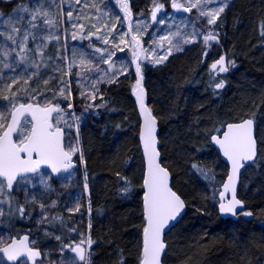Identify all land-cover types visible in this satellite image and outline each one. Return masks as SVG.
Here are the masks:
<instances>
[{"label":"trees","instance_id":"16d2710c","mask_svg":"<svg viewBox=\"0 0 264 264\" xmlns=\"http://www.w3.org/2000/svg\"><path fill=\"white\" fill-rule=\"evenodd\" d=\"M24 1L1 3L0 15L11 13ZM50 2L56 19L47 46L50 60L35 68L31 50H27L23 58L22 54L21 59L17 57L15 69L0 72V133L17 104L37 99L40 105L63 107L53 100V93L61 80L66 82L70 67L87 185V264H140L145 227L144 163L139 116L131 94L132 74L115 83L98 81L92 85L91 91L96 89L95 95H100L94 101L96 109L82 112L77 98L81 82L75 77L77 69L87 67L95 56L84 43L63 44L60 0ZM103 2L63 0V7L69 3L83 5L72 21L74 25L82 23L89 33L95 21L101 28L116 23L111 18L103 24L99 14ZM213 30L216 44L212 41L211 48L195 43L143 71L146 102L158 120L162 164L171 174V188L186 205L184 215L164 238L162 264H262L264 260V0H233ZM221 55L227 69L223 72L218 66L213 68ZM217 84L223 86L218 88ZM22 96L26 98L22 100ZM246 118L255 124L258 155L242 173L238 197L251 215L222 219L216 204L227 166L211 146L210 137L219 134L227 123ZM14 205L6 208L8 215H2L11 236L22 234L28 226L22 222L28 215L20 214V204ZM57 222L51 219L48 225ZM56 227L66 235L63 224Z\"/></svg>","mask_w":264,"mask_h":264},{"label":"rangeland","instance_id":"374dc122","mask_svg":"<svg viewBox=\"0 0 264 264\" xmlns=\"http://www.w3.org/2000/svg\"><path fill=\"white\" fill-rule=\"evenodd\" d=\"M10 1L14 0H0V4ZM232 1L104 0L105 8L99 9L103 24L111 18L115 19L116 23L111 27H103V29L95 21L90 26L89 33H85L86 27H83L82 23L74 25L72 21L78 9L81 10L83 5L69 3V7L67 5L66 8V6L63 7V0H60L59 19L63 29V44L84 43L89 46L88 50L92 51L89 54L95 56L87 67L77 69L76 74L78 75L75 81L81 82L77 87L80 110L93 113L96 109L95 102L100 95H95L94 92L97 90L92 92L91 88L98 81L100 84L115 83L120 78L132 74V94L139 79L143 85L145 68L161 65L174 53L198 42L207 45V49L211 48L212 41L216 44V33L213 27ZM124 3L127 4V15L123 7ZM173 4L179 7H173ZM192 4H198L199 7L192 8ZM157 5L161 7L157 8ZM52 8L53 3L50 0H26L17 4L11 13L0 15V72L2 74L15 69L18 65L17 57L21 59L22 56L23 58L27 50H31L35 68L43 67L50 60L51 52L47 46L56 26ZM219 8L224 10L220 12L213 24H209L208 20L211 16L208 13L214 14ZM201 12L204 15H201ZM69 13L72 15L69 16ZM109 15H111L110 18H108ZM97 27H100V30L96 29ZM14 28L17 31H14ZM10 36L15 39V42L9 39ZM66 52L64 58L69 67V55ZM16 53L17 55L14 56ZM221 57L225 60L224 55ZM224 63L223 61V65ZM137 65L140 66L139 75L136 72ZM214 65L221 67L217 63ZM67 71L66 82L61 80V84H57V89L53 93V100L60 101L64 105L60 106V112L53 117V123L54 126L64 127L62 128L66 131L65 148L71 154L78 156L80 168L55 180L48 172L42 171L32 177L19 180L14 192L10 194H7L3 182V191L0 192V247L11 240L10 228L3 223L2 215H8L9 211L6 212V208L11 203L16 206L17 202L20 204V214L28 215V219H22V222L28 225L27 227L33 228L32 246L42 249L43 260L39 264H87L88 261L90 221L87 185L78 138V115L72 88L74 79L71 76L70 67ZM82 77H84V82H82ZM25 98L22 96V100ZM33 101L38 102L37 99ZM29 131L30 122L25 119L16 136V142L18 144L24 142ZM57 189L64 193L57 194ZM55 216H60L58 219L66 220V222L58 221L56 224L53 223L51 228L48 221ZM243 216L248 215L243 214ZM61 224L68 226L70 230H73L72 233L81 239L85 256L83 261L73 255L63 253V248L67 244L65 237L68 236V232L63 236L56 227ZM59 241L60 245L57 244ZM0 264H7L1 255ZM17 264H28V262L22 260Z\"/></svg>","mask_w":264,"mask_h":264},{"label":"snow or ice","instance_id":"6c2138e0","mask_svg":"<svg viewBox=\"0 0 264 264\" xmlns=\"http://www.w3.org/2000/svg\"><path fill=\"white\" fill-rule=\"evenodd\" d=\"M124 9L127 13V4H123ZM157 8L161 5H157ZM173 7H179V5L173 4ZM192 8L199 7L198 4H192ZM190 10V9H185ZM224 9L219 8L215 13H208L211 18L208 20L209 24H213L216 18L219 16L220 12ZM27 11V9H25ZM69 16L72 13L68 14ZM201 15H204L201 12ZM17 31V29H13ZM26 38V37H25ZM9 39H15L9 37ZM135 39V37L133 38ZM208 38L206 37V40ZM215 39V37H212ZM107 42V41H105ZM224 57L220 58L217 64H220V71H226L227 69L223 67ZM216 65H213L215 68ZM136 72L139 75L140 66L137 65ZM139 83V81L137 82ZM222 84H217V87H222ZM139 99V97H138ZM21 108L24 105H20ZM29 108L32 106L29 105ZM56 109H46L41 110L39 108L35 109L33 112V119L36 123L33 125L32 134L28 138V143L24 144L22 147L14 145L10 139V131L14 130L12 125L16 124V114H12V125H8L9 131H5L3 136H0V192L3 191V180H7L8 189L13 188V182H18V177L23 173L35 172L36 165L32 161V155L35 153L36 156L40 158V162L52 163L53 172L58 171L57 164L63 163L67 167L66 161L69 160L70 154L64 152L60 146V131L56 129L52 131V125L48 122V113ZM37 112L42 114L38 117ZM0 127H3L0 124ZM252 121L247 120L242 124H230L228 125V131L224 133V139H217L215 136L213 140L220 145L224 155L232 162L233 171H235L240 166V161L252 160L255 156V140L251 134ZM154 131V121L151 119H146V123L141 131V139L144 141L145 154L149 158V172L145 177V187L147 191L145 192V213L148 221V227L145 228V246H144V260L142 264H158L157 258L160 254V250L164 247L160 240V230L168 222L169 219L173 218L175 213L179 208L183 207V203L179 200L167 186V172L160 168L155 162L153 157L155 156V139L152 135ZM20 153H26L27 159H22ZM229 181H232V177H229ZM225 190H228L230 184L224 185ZM223 198V193H221ZM240 201L236 200L233 196V200L225 205L221 203V212H233ZM23 211V209H21ZM245 215H251V213H245ZM23 244V242H21ZM76 252L80 260H84L83 249L79 246L72 249ZM0 251L8 254L9 260H14L20 255L19 251L9 254L8 249H2ZM30 256L38 255V253L29 251Z\"/></svg>","mask_w":264,"mask_h":264},{"label":"water","instance_id":"95a60500","mask_svg":"<svg viewBox=\"0 0 264 264\" xmlns=\"http://www.w3.org/2000/svg\"><path fill=\"white\" fill-rule=\"evenodd\" d=\"M138 81H139V83L136 84V88L133 92V97H134V100L136 103V109H137V112L139 115V144H140V150H141L143 163H144V176H143V183H142V188H143L142 198H143V214H144V219H145V228L148 227V221H147L146 213H145V199H144V197H145V192L147 191V189L145 187L144 181H145L146 175L149 172V158L145 154L144 141L141 139V131H142V128L144 127V125L146 123V119H151L154 121V131H153L152 135L155 139L154 148H155L156 154L153 157V159L159 165L160 168H163L167 172V186H168V188L172 192H174L176 194V196L179 197V200L183 203V207L179 208V210L175 213L174 217L169 219L168 222L164 225V227L160 230V240L163 243L164 247L160 250V254L157 258V262H158V264H162V260H163L164 253H165L164 236L180 221V219L182 218V216L185 213L186 205H185L184 201L182 200V198H180V196L170 186L171 175H170V172L168 171V169L163 166L162 160H161V153L159 151L158 120L153 115V113L149 109L148 105L146 104V94H145L144 88L141 85L140 79ZM138 97H139V99H138ZM20 105H24V107L21 108ZM29 105H31L32 107L29 108L28 107ZM37 108H39L41 110L56 109V110L48 113V122L52 125V129H51L52 131L59 129V131H60V138H59L60 139V146L64 152L69 153L68 151L65 150V147H64V140H65L64 131L59 127L54 128L53 124H52L53 116L59 112V108L54 104L49 105V106H41L39 104L27 102V103H23V104H19V105L15 106L10 111L8 122L5 126V128L3 129V131L1 132L0 136H3V133L5 131H9L8 125H12V114L15 112L17 122H16V124L12 125L14 130L10 131V139H11L12 143L18 147H22L24 144L28 143V138L32 134L33 125L36 123V121L33 119V112ZM41 114H42L41 112L36 113V115L38 117ZM26 118L29 119V121L31 123L29 135L27 136V138L24 142H22L21 144H17L15 142V136L19 132L22 121ZM247 120L252 121L251 134L253 136V139L255 140V156L252 160L240 161V166L235 171H233L232 162L224 155L222 149L220 148V145L217 144L213 140V137L215 136L217 139L223 140L224 139V133L228 131V125H230V124H233V125L242 124ZM210 143H211L212 147L215 149V151L219 154L221 160L227 166V177L225 178L224 182L221 184L220 190H219V205L217 208L218 214L223 219H236L237 215L245 210V206H244L243 202L238 198V187L240 184L241 174L243 173V171L245 170L246 167H249L250 165H252L256 161L257 155H258V147H257L256 136H255L254 121L250 118H246V119L238 121V122L227 123L225 125L223 131L219 135H213L210 137ZM20 156L22 159H27L26 153H20ZM75 159H76V156L70 154L69 160L66 161L67 167H65L63 163H58L57 164L58 171L53 172L52 163L40 162L37 164L36 162L39 161L40 158L38 156H36L35 153H33L32 161L36 165V171L23 173L20 177H18V179L22 178V177L34 175V174L39 173L41 171H46L51 175V177L53 179H58L60 176L66 174V173H69L72 170H77L80 168V162L75 161ZM230 176L232 177L231 182L229 181ZM0 179H3V178H0ZM3 181L7 187V180L4 179ZM16 182L17 181L13 182V188L11 190L8 189V187H7V190L9 192H12L14 190V186L16 185ZM225 184H230V187L228 190H225V187H224ZM221 193H223V198L221 197ZM233 196L235 197L236 200L240 201V204L237 205L234 209L235 214H233V212H221V210H220L221 203L228 205L233 200ZM21 242H23V244H21ZM144 246H145V231L143 232L142 260H141L140 264H142V261L144 260ZM2 249H8L9 254L15 253L17 251H19V253H20V255L17 256L16 259L9 260L8 254H6L3 251H0V254L3 256L5 262L8 264H16L17 262H19L20 260H23L25 258L28 260L29 264H36L37 262H40L43 259V256L41 254L40 249L31 247L30 236L27 234H24V235L20 236L19 238H16V237L12 238V240L8 244H6L5 246L0 248V250H2ZM29 251L38 253V255L30 256ZM263 264H264V261H263Z\"/></svg>","mask_w":264,"mask_h":264},{"label":"flooded vegetation","instance_id":"af4514ba","mask_svg":"<svg viewBox=\"0 0 264 264\" xmlns=\"http://www.w3.org/2000/svg\"><path fill=\"white\" fill-rule=\"evenodd\" d=\"M64 228L66 230V233L68 232V236L65 237V239H66L65 241H66L67 244L63 248V250H64L63 253H67V255H73V256H75V258L79 259L80 258L79 255L77 253H75L72 249L73 248H76L77 246H79V247L82 248L83 243H82V241H80L81 239H79L78 237H76L74 235V233H72L73 230H70V228H68V226H64ZM32 230H33V228H31V229H25L23 231L25 233H29L30 236H31V239H32V235H33L32 234ZM57 244L60 245V241L57 242Z\"/></svg>","mask_w":264,"mask_h":264},{"label":"bare ground","instance_id":"6f19581e","mask_svg":"<svg viewBox=\"0 0 264 264\" xmlns=\"http://www.w3.org/2000/svg\"><path fill=\"white\" fill-rule=\"evenodd\" d=\"M164 7V6H163ZM72 155H74V154H72ZM76 156V159H75V161H77L78 160V156L77 155H75ZM46 172V171H45ZM40 173V172H39ZM36 174H38V173H36ZM36 174H34V175H36ZM34 175H31V176H26V177H22V178H19L18 179V181L19 180H21V179H24V178H27V177H32V176H34ZM241 176H242V174H241ZM227 177V172H226V175H225V178ZM225 178H224V180H225ZM224 180H223V182H224ZM240 180H241V178H240ZM222 182V183H223ZM18 182H16V184H17ZM221 183V184H222ZM11 193H13V192H11ZM244 204V203H243ZM218 205H219V195H217V204H216V208H218ZM244 206H245V204H244ZM248 211L246 210V207H245V210L243 211V212H241V214H244V213H247ZM60 216H55V217H53V219H56L57 221H61L60 219H58ZM52 228V227H51ZM26 229H31L30 227H27Z\"/></svg>","mask_w":264,"mask_h":264}]
</instances>
